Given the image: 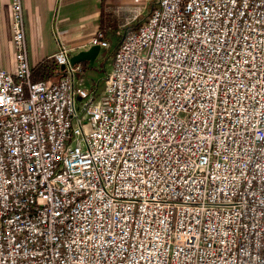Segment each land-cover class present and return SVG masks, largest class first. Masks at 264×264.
Wrapping results in <instances>:
<instances>
[{
	"label": "built area",
	"instance_id": "obj_1",
	"mask_svg": "<svg viewBox=\"0 0 264 264\" xmlns=\"http://www.w3.org/2000/svg\"><path fill=\"white\" fill-rule=\"evenodd\" d=\"M121 8L104 77L56 30L62 68L33 81L10 1L0 264H264V0H155L138 22L140 0Z\"/></svg>",
	"mask_w": 264,
	"mask_h": 264
},
{
	"label": "crops",
	"instance_id": "obj_2",
	"mask_svg": "<svg viewBox=\"0 0 264 264\" xmlns=\"http://www.w3.org/2000/svg\"><path fill=\"white\" fill-rule=\"evenodd\" d=\"M10 1L0 0V68L14 71L15 59L12 47ZM21 1L28 59L32 69L43 61L53 60L51 56L58 48L55 39L56 30L60 32L62 38L78 36L82 38L70 42L71 48H88L84 46V41L92 36L98 28H111L110 22L112 20L109 13L114 5H118L119 8L132 5L130 0ZM118 24V22L115 24V28ZM96 63L97 59L93 65ZM56 76H47L39 80Z\"/></svg>",
	"mask_w": 264,
	"mask_h": 264
},
{
	"label": "rangeland",
	"instance_id": "obj_3",
	"mask_svg": "<svg viewBox=\"0 0 264 264\" xmlns=\"http://www.w3.org/2000/svg\"><path fill=\"white\" fill-rule=\"evenodd\" d=\"M132 2V0H130ZM141 4L144 7L142 15H140L135 22H138L139 20H142L146 17V15L149 13L151 8L155 5V0H140ZM111 15V30L107 39L110 41L111 46L110 48L106 49V52L103 56L97 58V63L91 67H88L87 70H84L85 73V79L88 82L97 81L98 79H101L104 77L106 71L109 68V63L111 61L112 53L115 49L116 42L118 40L117 35L114 33L115 24L121 23L125 17L129 16V13L123 9L119 8L118 5H114L109 13ZM134 25V24H133ZM100 81V80H99ZM101 84V83H100ZM78 107V105H76Z\"/></svg>",
	"mask_w": 264,
	"mask_h": 264
},
{
	"label": "trees",
	"instance_id": "obj_4",
	"mask_svg": "<svg viewBox=\"0 0 264 264\" xmlns=\"http://www.w3.org/2000/svg\"><path fill=\"white\" fill-rule=\"evenodd\" d=\"M83 70L88 69V63L86 61L80 62ZM61 68L57 66L54 60L43 61L35 66L32 69L31 78L33 81L45 78L47 76L57 75L60 72Z\"/></svg>",
	"mask_w": 264,
	"mask_h": 264
},
{
	"label": "water",
	"instance_id": "obj_5",
	"mask_svg": "<svg viewBox=\"0 0 264 264\" xmlns=\"http://www.w3.org/2000/svg\"><path fill=\"white\" fill-rule=\"evenodd\" d=\"M105 52H106L105 49L100 50L99 46L95 44L89 46L87 49H82L72 54L69 58V61L71 64H76L86 61L88 63V67H91L94 64L95 59L103 56Z\"/></svg>",
	"mask_w": 264,
	"mask_h": 264
}]
</instances>
